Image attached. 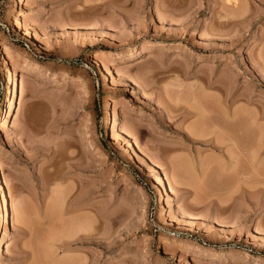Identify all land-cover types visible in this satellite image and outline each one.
<instances>
[{"label":"rangeland","instance_id":"obj_1","mask_svg":"<svg viewBox=\"0 0 264 264\" xmlns=\"http://www.w3.org/2000/svg\"><path fill=\"white\" fill-rule=\"evenodd\" d=\"M0 264H264V0H0Z\"/></svg>","mask_w":264,"mask_h":264},{"label":"bare ground","instance_id":"obj_2","mask_svg":"<svg viewBox=\"0 0 264 264\" xmlns=\"http://www.w3.org/2000/svg\"><path fill=\"white\" fill-rule=\"evenodd\" d=\"M25 17L26 16H23V18L25 19ZM26 32V31H25ZM25 35H27V33L25 34ZM29 35V34H28ZM38 41V40H37ZM12 104V103H11ZM106 113V112H105ZM107 114V113H106ZM240 124H242V123H240ZM237 127V126H236ZM195 130V129H194ZM253 130V129H252ZM125 132V131H124ZM252 134V133H251ZM231 136V135H230ZM232 138V137H231ZM230 139V138H229ZM234 139V138H233ZM236 139V138H235ZM232 140V139H231ZM259 141V140H258ZM233 142H234V140H233ZM238 142H240V141H238ZM235 144V146L237 145L236 144V142L234 143ZM243 145V144H242ZM239 146V145H238ZM260 146V145H259ZM237 147V146H236ZM254 163L255 164H257V159H258V151L257 150H254ZM233 159V158H232ZM232 159H231V161H232ZM259 162V161H258ZM231 164H232V162H231ZM139 166H140V164H139ZM255 166L256 165H254V168H255ZM256 171V170H255ZM258 173V172H257ZM259 176V175H258ZM176 178V177H175ZM178 178V177H177ZM156 179V182L157 183H159V184H161L162 186H163V181H162V179L160 178V177H156L155 178ZM155 181V180H154ZM177 183H178V181H177ZM160 191V190H159ZM161 193V192H160ZM160 197V196H159ZM4 205H5V211H6V209L8 210V204H7V202L5 201V198H4ZM5 216V215H4ZM3 220H4V217H3ZM5 224H6V219H5ZM6 228H7V226H6Z\"/></svg>","mask_w":264,"mask_h":264}]
</instances>
